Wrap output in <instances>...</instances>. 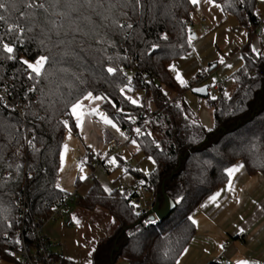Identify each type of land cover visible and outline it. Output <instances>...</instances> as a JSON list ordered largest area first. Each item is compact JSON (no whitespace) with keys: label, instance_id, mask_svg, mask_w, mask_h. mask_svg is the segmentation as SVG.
Wrapping results in <instances>:
<instances>
[{"label":"trees","instance_id":"obj_1","mask_svg":"<svg viewBox=\"0 0 264 264\" xmlns=\"http://www.w3.org/2000/svg\"><path fill=\"white\" fill-rule=\"evenodd\" d=\"M5 2L16 3V8L0 9V15L8 23H31L33 30L15 45L16 59H3L0 49V85L14 83L13 92L27 100L26 124L35 135L32 148L27 149L20 116L0 109V211L7 209L6 216H0V261H13L23 225L27 241L33 244V220L48 217L68 194L56 186L64 135L74 125L66 111L71 101L91 91L104 98L102 111L109 119L125 134H133L129 138L139 144L140 152L154 159L156 169L151 175L146 178L137 171V179L152 184L160 202L164 195L178 201L165 220L150 221L149 215L135 214L136 193L105 192L94 182L75 203L84 211H105L117 227L93 251L91 264H117L119 260L176 264L196 233L189 217L227 183L224 168L239 163L248 174L264 176V55L252 51L259 25L257 0H214L246 28L250 41L242 49V67L231 75L234 91L209 101L215 109L211 128L179 101L187 88L168 69L191 51L196 5L190 0H141L140 7H134L133 0H127V7L121 6L124 0H89L87 6L84 0H60V6L55 11L49 7L47 13L26 9L22 0ZM39 2L48 4L49 0ZM20 12L26 13V19H20ZM30 12H35L34 19L27 15ZM112 19L133 27L121 30L112 25ZM51 21L58 27L53 29ZM0 39H15L6 32L4 21H0ZM258 52L264 53V47ZM41 54L49 57L43 75L29 80V70L19 58ZM109 66L118 71L108 75L104 69ZM129 71L133 72L131 82ZM25 88L28 92L23 94ZM135 90L144 92L140 105L125 98ZM146 102L154 105V111ZM63 120L69 121L68 128ZM154 130L162 137L153 139ZM97 159L98 155L92 161ZM125 163L118 158V166L127 171ZM22 197L28 207L24 224L18 208ZM54 259L74 264L57 252Z\"/></svg>","mask_w":264,"mask_h":264},{"label":"crops","instance_id":"obj_2","mask_svg":"<svg viewBox=\"0 0 264 264\" xmlns=\"http://www.w3.org/2000/svg\"><path fill=\"white\" fill-rule=\"evenodd\" d=\"M195 5L196 12L192 23V32L195 33V38H192L191 51L168 66L170 73L178 83L180 81L177 79V73H179L180 79L185 81L184 79L191 77L215 52L212 48V52L205 55L204 52L208 48L214 47V43L209 40H204L205 43L194 48L197 44L196 40L200 36H202V39L207 37V33L203 34L202 32L211 29V31H214L228 20V15L224 13L222 8L214 6L218 5L215 2L209 4L206 0H198ZM259 8L264 13V0H257L256 4V15L263 26L262 29L258 28L256 30V35L252 39L253 47L257 50L264 47V15L259 14ZM243 28L249 42L247 30L245 27ZM247 43L243 44L241 55L242 49ZM170 65L175 70L170 68ZM130 72L132 71H129L128 74ZM179 84L186 87L185 82ZM143 95L142 90L126 93V97L138 101L134 105L141 104ZM84 103L86 108L96 107L99 111H102L105 100L103 98L99 101H85ZM112 122L115 123L113 120ZM106 135H112L126 142L133 155L140 152V146L136 141L133 143L134 140H130L127 134L121 135L120 131L118 132L116 128L110 125H105L96 116L86 117L82 129H76L74 122V125L66 130L61 148V150H64L65 145H67L64 164L61 166L60 162L56 180V186L61 192L72 193L76 191L80 197H85L93 187L94 182H99L104 189L108 188V192L115 189L125 192V187L132 186L138 180L134 173H129L124 169L110 174L95 170V162L92 161V158L106 151ZM118 158L122 157L118 156ZM118 172H121V174H118ZM81 176L85 178L82 180ZM226 184L217 191H222ZM233 187L234 191H222L221 196L218 198L219 207L215 204H209L207 199L203 204L204 206H201L192 214L191 217L197 221L195 224L196 233L186 248L187 251H184L178 260V264H216L217 257L223 255L221 245H223V248L226 245L228 246L227 257L223 256L227 261L232 260L231 263L233 264L240 260H247L250 264H264V210H261L264 206V176L260 173L248 174L243 167L235 174ZM237 200H239V203H237ZM68 210L76 212V215L84 211L76 203L70 205ZM97 211L99 210L85 212L95 213ZM240 228H243L244 231H239ZM46 232L54 241L58 242L60 240L49 225L46 227ZM240 233H245L244 238H239ZM57 253H61L66 259L70 260L63 250Z\"/></svg>","mask_w":264,"mask_h":264},{"label":"rangeland","instance_id":"obj_3","mask_svg":"<svg viewBox=\"0 0 264 264\" xmlns=\"http://www.w3.org/2000/svg\"><path fill=\"white\" fill-rule=\"evenodd\" d=\"M258 12L261 16L264 15L261 8H259ZM211 30L202 32L203 34L207 33V37L202 39V36H200L196 40L197 44H195L194 48L197 47V45L205 43L206 41L204 40H209L214 43V47L208 48L204 53L208 55L213 49L215 52L209 60L207 59V61L191 75V77L184 79L187 89L179 100L185 103L192 113L200 118L202 124L206 128H211L213 126L215 114V109L213 106H210L209 101L218 98L221 94L230 95L234 91L235 84L231 79V75L242 67L243 58L241 55V48L243 44L248 42L244 28L241 27L236 18L231 15H228V20L225 24L214 31ZM209 44L211 43L209 42ZM221 60H223L224 63H221ZM129 75L132 76L133 72H130ZM198 76H203L204 78L200 84L194 86V80ZM212 79L217 81L218 91L211 89L215 85ZM203 86H209L208 99L198 97L192 93L193 88H200ZM146 105L149 107L150 111H154L155 108L153 104L146 102ZM115 125L124 135L125 131L117 124ZM161 137V133L158 130H154L152 138ZM107 151L108 149H106V152ZM118 156H121L123 160L127 161V163L132 166L139 165V172L144 174L146 178L156 169V163L152 157L149 159L150 156L146 155L144 152H137L133 155L128 148V144H126L115 156H111L109 162L118 165ZM113 160L115 163H112ZM118 174H121V172H118ZM75 213L76 212L72 210L64 211L62 216L56 218L48 225L56 232V236H59L60 240L58 242L62 244L61 247L55 250V253L63 250L74 264H86L88 260L91 261L92 253L96 250L98 245L104 241L107 236L114 233L117 222L102 210L95 213L81 211L78 215ZM74 217L75 219H73ZM77 220L79 224L76 223ZM90 251L91 255H88ZM227 251V245L225 248L221 249L225 257H227ZM13 257V261L1 260L0 264H24L25 261L23 257L17 252L14 253ZM117 264L128 263L125 260H119Z\"/></svg>","mask_w":264,"mask_h":264},{"label":"built area","instance_id":"obj_4","mask_svg":"<svg viewBox=\"0 0 264 264\" xmlns=\"http://www.w3.org/2000/svg\"><path fill=\"white\" fill-rule=\"evenodd\" d=\"M258 28H263L259 21ZM27 69V68H26ZM12 79L14 77H11ZM203 76H198L194 80V86L198 85L202 82ZM11 79V80H12ZM128 82H131V77H128ZM212 82L215 85L211 88L213 90L218 91L217 81L212 79ZM16 84V83H15ZM14 83L10 85H0V109L6 111L8 113H16L20 116L23 121L25 128V141L31 140L33 143L35 132L29 128H27L26 124V110H27V100L22 99V95L16 94L13 92ZM209 90V89H208ZM28 92L26 88L23 91ZM131 138L133 134H128ZM25 146L30 149L32 147L29 146L26 142ZM105 146L108 151H104L98 154V159L95 162V170L102 172L104 174L115 173L121 168L118 165L111 164L109 159L111 156H115L124 146H126V142L121 141L120 139L112 136L106 135L105 138ZM125 169L129 173H134L139 171V165L132 166L129 163H125ZM124 191H133L136 193L133 203L136 206L135 211L141 215H151V211L155 207L158 198L156 196L155 188L148 181H143L142 179H138L132 186H128L124 188ZM79 199V194L74 191L72 193L65 194L61 201L57 202L53 207L52 211L48 215V217H39L33 220L31 224V234L33 238V244H30L26 239V233L23 228L18 232V250L16 251L19 255H21L27 264H60L58 261L54 259L55 250L61 246V244L57 241L51 239L47 232V225L54 221L56 218L62 216L64 211H67L70 205L74 204ZM19 200V198H18ZM19 212L21 215L22 224H24L27 218V200L25 197L20 198L19 200ZM245 233H240L239 238H244ZM216 264H232L227 261L223 255H220L216 259Z\"/></svg>","mask_w":264,"mask_h":264},{"label":"snow or ice","instance_id":"obj_5","mask_svg":"<svg viewBox=\"0 0 264 264\" xmlns=\"http://www.w3.org/2000/svg\"><path fill=\"white\" fill-rule=\"evenodd\" d=\"M190 2L192 4H197L198 0H190ZM207 3L209 4H214V0H206ZM23 6L26 9H38L41 10L45 13L48 12L49 7H51L54 11L57 9L58 6H60V0H49L48 4H45L44 2H39V0H22ZM85 6L88 5L89 0H84ZM122 7H127V0H124L123 4L121 5ZM133 6L134 7H140L141 6V0H133ZM216 7H219V5H214ZM11 7L12 9L16 8V3L14 2H9L6 3L5 0H0V9H3L5 11L8 10V8ZM110 7H115V5H110ZM57 15H61V13L56 12ZM28 16L32 17L33 19L35 18V12H30L27 14ZM20 19L24 20L26 19V13L25 12H20ZM0 21H4L6 24V32L7 33H11L15 36L14 40H11L9 42H5L4 39H0V49H2L3 54H5L3 56V59L6 60H13L16 59L15 56V45L17 43H19L23 37V34L25 32H32L33 30V26L31 23H29L27 26H25V24L23 23H8L5 16L4 15H0ZM111 23L114 27H117L121 30L127 28V29H132L133 25L131 23H121L118 22L117 19H112ZM51 25L52 28L55 29L58 27L56 21H51ZM46 35V34H45ZM162 39H167L166 36H163ZM39 43L41 45L44 44V40H40ZM97 43H100V41L98 40ZM155 47V46H153ZM253 53L256 55H264V53H259L257 49L253 48L252 49ZM108 59H111V57H109ZM20 63L22 65H25L26 68L29 70V74H28V79L32 80L34 78H41L43 75V71L45 69V64L46 62L49 60V57L46 55H38L36 57L33 58H29V59H25L23 57L19 58ZM221 63H224L223 60H221ZM170 68H172L173 70L174 67L170 65ZM104 71L107 72L108 75H113L114 73H116L118 70L116 67L114 66H109L106 69H104ZM177 79L180 81L181 84L184 83V81L182 79H180V75L179 73H177ZM33 88H29V91H33ZM131 89H129L130 91ZM199 90V89H197ZM121 95H124V89L121 88ZM227 95V94H226ZM126 99H129L131 103L133 104H137V100L136 99H132L131 97H125ZM103 99L102 96L100 95H94L91 91L82 93V95L78 98H76L74 101H71L68 105L67 111H66V115L69 116L70 119L74 120L75 122V128L76 129H82V124L85 120V118H91L93 116L98 117L99 120H101L105 125H110L113 128H116V125L112 122V120L109 119V117L102 111H99L96 107H85V101H99ZM119 111V109H118ZM61 123L64 125L65 128L69 127V121L68 120H63L61 121ZM116 130L119 132L120 130L118 128H116ZM136 131L139 133L140 129H136ZM121 135H123L121 133ZM29 146L32 145V141L31 140H26L25 141ZM133 143H135V141H133ZM89 147H91V145H89ZM157 147H159V145H157ZM67 148V145H65V149L61 150L60 152V162H61V166H63L64 164V158H65V150ZM17 152H19V149H17ZM149 159H151V157H149ZM112 163H115V161L113 160ZM9 167H12V165H9ZM15 167L18 169L20 167L19 164H16ZM244 167L243 164H234L231 167H225L224 168V175L227 179V184L225 186V188L222 191H234V187H233V178L235 176V174L237 172L240 171V169H242ZM81 171H83L81 169ZM85 177L81 176V179L83 180ZM59 187V186H58ZM105 192H108L109 189L105 188L104 189ZM222 191H217L215 193H213L212 195H210L208 197V203L209 204H215L217 207H219V203H218V198L221 196ZM237 203H239V200H237ZM204 205H202L203 207ZM133 207H136L135 205H133ZM261 210H264V206H262ZM7 214V209H4L2 211H0V216H6ZM136 215H139V213H135ZM75 219V217L73 218ZM189 219L191 220V223L193 225H195L197 223V221L195 219H193L192 217H189ZM77 224H79V221H76ZM239 231L243 232L244 229L240 228ZM18 243V241H17ZM221 249H223V245H221ZM185 252L187 251V249L184 250ZM88 255H91V251L88 253ZM86 264H91V261L88 260L86 262ZM178 264V262H177ZM236 264H250L249 261L247 260H240L237 261Z\"/></svg>","mask_w":264,"mask_h":264},{"label":"water","instance_id":"obj_6","mask_svg":"<svg viewBox=\"0 0 264 264\" xmlns=\"http://www.w3.org/2000/svg\"><path fill=\"white\" fill-rule=\"evenodd\" d=\"M191 38H195V33H191ZM199 89V90H197ZM209 86H203L200 88H193L192 93L198 97L207 98L209 96ZM178 201H173L167 195H164V200L160 202L158 199L155 207L151 211V215L149 217L150 221H163L165 220L172 211L176 208Z\"/></svg>","mask_w":264,"mask_h":264}]
</instances>
